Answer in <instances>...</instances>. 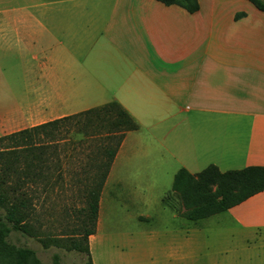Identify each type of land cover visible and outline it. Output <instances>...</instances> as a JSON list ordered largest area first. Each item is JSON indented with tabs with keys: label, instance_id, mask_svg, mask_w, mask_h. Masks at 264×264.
Instances as JSON below:
<instances>
[{
	"label": "crops",
	"instance_id": "0c3cea01",
	"mask_svg": "<svg viewBox=\"0 0 264 264\" xmlns=\"http://www.w3.org/2000/svg\"><path fill=\"white\" fill-rule=\"evenodd\" d=\"M194 1L188 10L189 2L160 0H0V136L109 102L136 124L123 133L99 193L92 264L106 189L149 185L179 168L264 167V11L248 0ZM65 164H53L50 184L85 178ZM156 197L171 216L195 224L222 214V225L217 253L204 262L194 236L142 248L153 264L161 256L171 264H264V190L195 220L183 215L171 184ZM115 245L128 262L130 240Z\"/></svg>",
	"mask_w": 264,
	"mask_h": 264
},
{
	"label": "rangeland",
	"instance_id": "374dc122",
	"mask_svg": "<svg viewBox=\"0 0 264 264\" xmlns=\"http://www.w3.org/2000/svg\"><path fill=\"white\" fill-rule=\"evenodd\" d=\"M35 138L37 143L46 147L47 169H41L37 175L32 173L26 177L17 175L24 181L22 190L25 191V195L31 198L30 223L42 236L61 233L78 235L82 208L85 204L83 189L93 180L97 172L96 164L107 157L102 149L113 147L115 139L91 126L76 124L72 119L60 120L54 129L50 126L45 127L35 135ZM52 148H55V151H64L63 155L55 154ZM59 161L66 163V167L72 165L75 168V165H78L80 169L83 168L80 174L85 178L75 184L69 181L67 186L50 184L52 180L49 178L50 168ZM65 172L72 173L68 168ZM159 174L161 175L155 176V180L149 185L119 186L113 193L107 192V189L103 192L98 215L99 240L97 247L92 250L96 264H153V258L148 257L142 248L148 245L158 247L172 240L189 242L194 236L198 243H203L202 248L197 251L199 262H204L205 255H209L211 251L214 255L217 253L215 248L216 243L220 241L222 214L197 220L195 224L178 216H171L170 210L159 204L156 195L169 191L172 176L170 173ZM17 176L12 174L10 182L14 183ZM119 195L130 196L131 201L122 202ZM145 213L149 218L138 217ZM193 227L197 232H193ZM187 228L188 235H185ZM186 236L188 238L185 241ZM125 238L130 240V246L133 247L128 262L120 261L119 252L124 253L125 250L116 249L115 245H119ZM7 239L17 246L32 249L37 258L46 264L51 262L53 254L58 255L62 264H84L86 261V256L75 250L67 251L54 246L44 249L35 238L19 231L11 230ZM161 257L158 259L159 264H171L165 256Z\"/></svg>",
	"mask_w": 264,
	"mask_h": 264
},
{
	"label": "trees",
	"instance_id": "16d2710c",
	"mask_svg": "<svg viewBox=\"0 0 264 264\" xmlns=\"http://www.w3.org/2000/svg\"><path fill=\"white\" fill-rule=\"evenodd\" d=\"M169 2H189L188 10H194V0H160ZM257 9L264 11V0H248ZM72 119L76 124L91 126L115 139L113 147H104L105 160L96 164V173L84 191V206L79 222L78 235L61 233L41 235L30 223L32 211L31 198L22 190L23 179L30 173L46 167V147L36 142L35 135L47 126L60 120ZM136 128V124L115 102L91 108L77 114L55 119L34 127L21 129L0 136V264H46L41 262L35 252L24 246L8 241V233L19 231L35 238L42 248L50 246L64 250H75L86 256L84 264H92L88 249V236L95 232L99 193L110 162L122 139L123 133ZM47 134V133H46ZM12 174L17 176L10 182ZM171 188L175 190L185 211L187 219L195 220L229 209L249 196L264 190V167L248 166L241 169L219 171L208 165L191 174L179 168L173 175ZM79 236V237H78ZM49 264H62L58 255L53 254Z\"/></svg>",
	"mask_w": 264,
	"mask_h": 264
}]
</instances>
